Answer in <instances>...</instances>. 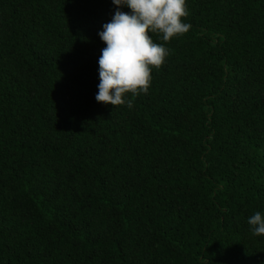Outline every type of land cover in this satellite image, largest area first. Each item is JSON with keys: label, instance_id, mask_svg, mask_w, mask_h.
I'll list each match as a JSON object with an SVG mask.
<instances>
[{"label": "trees", "instance_id": "1", "mask_svg": "<svg viewBox=\"0 0 264 264\" xmlns=\"http://www.w3.org/2000/svg\"><path fill=\"white\" fill-rule=\"evenodd\" d=\"M186 5L129 109L95 100L112 0H0V264H264L247 223L264 214V0Z\"/></svg>", "mask_w": 264, "mask_h": 264}, {"label": "clouds", "instance_id": "2", "mask_svg": "<svg viewBox=\"0 0 264 264\" xmlns=\"http://www.w3.org/2000/svg\"><path fill=\"white\" fill-rule=\"evenodd\" d=\"M117 11L98 33L105 44L98 59L97 103L133 107V99L147 94L152 72L170 54L165 44L186 34L191 25L186 0H112ZM127 7L130 11L119 9ZM152 34L164 43H156ZM132 98H127V97ZM247 223L253 236H264V214L257 211Z\"/></svg>", "mask_w": 264, "mask_h": 264}]
</instances>
